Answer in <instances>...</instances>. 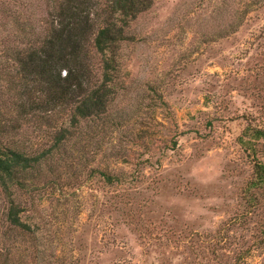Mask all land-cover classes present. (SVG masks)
I'll return each instance as SVG.
<instances>
[{"label": "rangeland", "instance_id": "rangeland-1", "mask_svg": "<svg viewBox=\"0 0 264 264\" xmlns=\"http://www.w3.org/2000/svg\"><path fill=\"white\" fill-rule=\"evenodd\" d=\"M260 32L264 0H152L116 50L107 119L21 196L31 224L17 248L44 244L42 264H264V190L245 187L237 141L264 117Z\"/></svg>", "mask_w": 264, "mask_h": 264}, {"label": "trees", "instance_id": "trees-1", "mask_svg": "<svg viewBox=\"0 0 264 264\" xmlns=\"http://www.w3.org/2000/svg\"><path fill=\"white\" fill-rule=\"evenodd\" d=\"M151 1H0V264H42L44 244L27 253L15 242L31 224L22 215L32 200L21 196L51 180L80 129L107 119L117 91L116 50ZM238 23L230 22L225 36ZM263 118L248 119L237 137L252 157L247 189L264 190V162L254 144L264 140ZM96 171L102 184L123 183L109 168Z\"/></svg>", "mask_w": 264, "mask_h": 264}]
</instances>
